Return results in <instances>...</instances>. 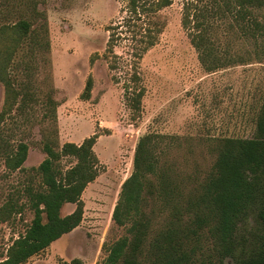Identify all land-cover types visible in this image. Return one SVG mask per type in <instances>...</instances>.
<instances>
[{
  "label": "rangeland",
  "instance_id": "rangeland-1",
  "mask_svg": "<svg viewBox=\"0 0 264 264\" xmlns=\"http://www.w3.org/2000/svg\"><path fill=\"white\" fill-rule=\"evenodd\" d=\"M183 1L172 0L159 12L163 26L158 42L142 58L134 60L121 44L116 48L121 55L119 66L111 69L103 54L106 26L119 17L118 0H0V25L27 19L40 37L49 40L48 49L33 53L32 44L27 43L15 56L16 78L29 85L33 96L23 111L14 110L0 126L3 140L28 145L21 170L7 169L0 153V206L12 198L18 209L7 221L0 220V257L33 218L23 188L39 186L40 175L32 168L46 156L42 132L52 124L45 115L47 95L56 102L59 143H79L97 132L93 149L101 167L82 193L81 223L23 264H100L104 244L126 233L111 215L143 134L164 135L160 142L164 160L183 174L197 171L199 176L214 160L210 150L214 137L252 136L256 113L264 104V29L257 38L243 34L234 17L241 15L233 3L229 7L224 0L199 3L205 15L212 16L218 54L234 59L225 68L208 72L181 24ZM251 16L264 27V8L253 9ZM88 77L91 91L83 97ZM140 86L144 94L136 107L125 89ZM3 101L0 81V110ZM4 144L0 140V146ZM60 162L66 168L74 159L63 157ZM74 208L75 204L66 203L61 214ZM255 227L250 213L239 224V238L250 239ZM208 246L201 257L203 264L214 260ZM224 263L235 261L226 257Z\"/></svg>",
  "mask_w": 264,
  "mask_h": 264
},
{
  "label": "trees",
  "instance_id": "trees-1",
  "mask_svg": "<svg viewBox=\"0 0 264 264\" xmlns=\"http://www.w3.org/2000/svg\"><path fill=\"white\" fill-rule=\"evenodd\" d=\"M118 1L119 17L106 26L108 39L103 54L111 69L119 66L121 55L116 48L121 44L138 60L158 42L163 26L159 12L172 3V0ZM204 1H183L181 24L198 52L199 62L206 71L213 72L234 59L218 54L212 16H206L198 5ZM224 2L227 7L233 3L241 15L234 16L241 32L257 38L264 27L251 15L253 9L264 8V0ZM27 43L32 44L33 53L35 49L49 48V40L40 37L27 19L0 25V81L4 86L0 126L14 110L23 111L33 96L29 85L20 82L15 74L16 53ZM90 91L91 77H88L82 96L87 97ZM125 92L138 107L143 87L126 88ZM46 103L45 115L52 121L42 132L46 156L32 168L40 175L39 186L23 188L33 218L24 232L12 240L0 257V264H23L76 228L83 217L82 193L100 173L101 162L93 149L99 134L94 132L80 143L60 144L56 102L47 95ZM164 138L149 132L138 139L132 171L121 184L111 215L116 224L125 227L126 233L104 244L105 255L100 264H203L201 257L206 243L214 257L209 264H225L226 257H232L235 264H264V104L256 113L252 136L225 135L212 139L210 150L214 160L202 176L197 171L183 174L164 160L165 151L160 146ZM0 140L5 142L0 153L6 168L23 169L27 143L19 140L11 145L2 137ZM63 157L73 158V164L62 168ZM66 203L75 204V208L62 215L61 208ZM16 209V202L10 198L0 206V220L7 221ZM250 213L256 227L250 239L239 238V224Z\"/></svg>",
  "mask_w": 264,
  "mask_h": 264
},
{
  "label": "crops",
  "instance_id": "crops-1",
  "mask_svg": "<svg viewBox=\"0 0 264 264\" xmlns=\"http://www.w3.org/2000/svg\"><path fill=\"white\" fill-rule=\"evenodd\" d=\"M80 143V142H79Z\"/></svg>",
  "mask_w": 264,
  "mask_h": 264
}]
</instances>
